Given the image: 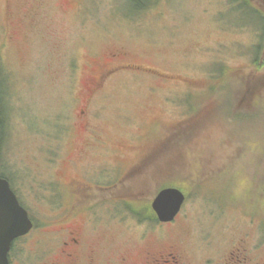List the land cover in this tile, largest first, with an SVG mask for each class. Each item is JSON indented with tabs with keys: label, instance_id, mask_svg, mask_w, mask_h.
<instances>
[{
	"label": "rangeland",
	"instance_id": "obj_1",
	"mask_svg": "<svg viewBox=\"0 0 264 264\" xmlns=\"http://www.w3.org/2000/svg\"><path fill=\"white\" fill-rule=\"evenodd\" d=\"M131 2L0 0L9 116L0 174L37 220L74 203L70 226L88 232L106 264L140 263L167 243L201 258L248 233L258 243L251 229L264 223V0H151L144 10ZM118 50L148 72L90 91L95 69ZM90 96L102 107L94 123L110 145L127 148L122 167L147 154L113 190H101L119 178L99 173L102 155H78L86 143L79 109ZM73 178L86 187L66 198L62 185ZM175 186L186 202L158 231L147 206ZM37 234L15 245V264L31 261L21 250L34 248Z\"/></svg>",
	"mask_w": 264,
	"mask_h": 264
},
{
	"label": "flooded vegetation",
	"instance_id": "obj_2",
	"mask_svg": "<svg viewBox=\"0 0 264 264\" xmlns=\"http://www.w3.org/2000/svg\"><path fill=\"white\" fill-rule=\"evenodd\" d=\"M106 61L107 62H103L105 64L103 67L99 66L95 69L96 72L91 75L89 80L90 91H100L105 82L122 74H138L141 71L145 73L148 72L141 69L140 66H135L136 64L129 62L128 53L122 50L112 53L106 58ZM101 64L102 63H100V65ZM248 96L249 94L243 95L241 100H243V98L246 100ZM93 99L94 96H90L88 101L79 109V117L85 131L84 133L86 134V143L84 147L78 149V155L82 159H88L94 158L97 154H101L102 158L104 161H107V163L106 167L100 168L99 173H113V175L115 174L119 177L116 181L109 183L107 186H103L101 190H113L116 188V183L126 177L131 169L135 167L134 165L145 160L147 154H144L141 158L138 156L137 159L139 161L136 159L132 167H122V164L126 163L124 158L129 159V156L120 155L122 152L121 148L125 150H127V148L121 144L115 147L110 145L107 140L110 133L103 131L100 126L94 123L97 116L101 115L102 107L94 109ZM245 110H248V108ZM129 150L134 153L137 152V148H131ZM62 186L63 188L61 190L64 191V196L66 198H70L72 195H80L86 187V185L79 182L77 178L69 180L68 183ZM88 187L93 189L91 186ZM98 189H100V187H98ZM148 208L152 210L155 216L156 221L154 222L155 225H157L156 229L158 231L161 228L173 225L181 214L180 213L172 222L162 223L158 220L152 206ZM75 214L74 203H72L69 208H64L59 213L54 211L53 218L48 217L49 219L47 220H40L39 218L37 220L29 213L33 221V228L26 236L13 242L9 253L10 264H15V259H17L13 256L14 252L16 253L15 245H17L18 242L28 243L30 237L34 236L35 233L38 234L35 237L36 245L34 248L30 249L28 247L29 245L26 244L21 250L22 253L26 251V256L31 257V261L28 264H106V261L109 260L103 256L105 253L104 250L97 245H90L87 243L88 232L80 227L70 226L69 222L75 218L73 217ZM151 216L153 217L152 214ZM146 221L154 223L148 219H146ZM53 229L55 230L53 231ZM251 230H253V232L256 230L254 239L256 236L258 243H252L250 239L251 234L248 233L243 235L229 249L223 252H215L213 255L205 258L197 257V255L195 256L194 253L182 243H167L158 249H150L144 252L140 263L136 264H264V257L262 256L264 250V223L260 224L258 229L253 227ZM54 232L53 238H39V236L51 235ZM44 241L46 244H43ZM210 246L213 245L211 244ZM28 248L29 252H27ZM127 262V258L122 257L120 262H116L115 264H128Z\"/></svg>",
	"mask_w": 264,
	"mask_h": 264
},
{
	"label": "water",
	"instance_id": "obj_3",
	"mask_svg": "<svg viewBox=\"0 0 264 264\" xmlns=\"http://www.w3.org/2000/svg\"><path fill=\"white\" fill-rule=\"evenodd\" d=\"M186 201L182 190L162 189L152 203L162 223L175 220ZM33 228L28 211L20 204L7 179L0 178V264H10L9 253L15 240L26 236Z\"/></svg>",
	"mask_w": 264,
	"mask_h": 264
},
{
	"label": "trees",
	"instance_id": "obj_4",
	"mask_svg": "<svg viewBox=\"0 0 264 264\" xmlns=\"http://www.w3.org/2000/svg\"><path fill=\"white\" fill-rule=\"evenodd\" d=\"M150 1L151 0H132L131 3L133 5H135L136 8H140V9L144 10L147 6H150ZM252 11H253V9H252ZM4 84H5V82H4V78H3V74H2V69H0V153L2 152V149H3L4 144H5V140H6L5 139L6 138L5 137V125H6V122L9 121V118H8L9 116L7 115V117H6V112H5L4 97L6 95V90L4 88ZM0 177L6 178L2 174H0ZM6 179H8V178H6ZM175 187L178 189H182L181 187H178V186H175ZM147 207H150V205ZM152 215H153V217H152L153 221H156L153 213H152Z\"/></svg>",
	"mask_w": 264,
	"mask_h": 264
}]
</instances>
